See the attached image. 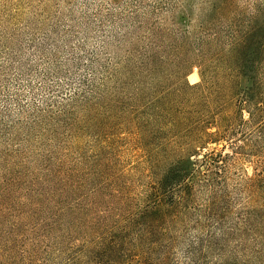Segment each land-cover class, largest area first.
Returning a JSON list of instances; mask_svg holds the SVG:
<instances>
[{
    "label": "trees",
    "instance_id": "trees-1",
    "mask_svg": "<svg viewBox=\"0 0 264 264\" xmlns=\"http://www.w3.org/2000/svg\"><path fill=\"white\" fill-rule=\"evenodd\" d=\"M236 3L211 0L201 18L199 83L186 81L187 57H176L175 81L166 86L164 61L141 54L87 85L94 101L71 126L102 142L55 179H75L68 193L76 198L59 222L64 264H264V8L253 21L239 19ZM178 21L189 24L184 13ZM75 94L70 101L78 102ZM118 141L141 153L139 178L148 181L135 189L112 174ZM213 144L220 152L201 154ZM235 159L251 164L253 176L230 183ZM4 218L0 212V226ZM15 243L6 241L7 253ZM1 249L0 264H9Z\"/></svg>",
    "mask_w": 264,
    "mask_h": 264
},
{
    "label": "rangeland",
    "instance_id": "rangeland-1",
    "mask_svg": "<svg viewBox=\"0 0 264 264\" xmlns=\"http://www.w3.org/2000/svg\"><path fill=\"white\" fill-rule=\"evenodd\" d=\"M210 1L0 0V212L5 216L0 247L7 253L11 246L6 241L16 240L14 252L7 253L13 257L9 264L66 263L61 254L66 233L59 222L66 204L76 198L68 193L75 179L66 185L55 179L93 156L102 142L94 131L76 133L71 126L94 101L87 86L91 79L102 78L114 64L120 68L127 59L148 54L164 61L166 86L175 81L176 57L193 63L186 81L199 83L194 54ZM261 8L264 0H237L235 12L239 19L253 21ZM181 13L189 24L180 25ZM173 43H179L175 51ZM74 93L78 102L70 101ZM113 146L112 174L119 185L135 189L145 184L148 179L139 178L146 170L138 168L137 147L125 141ZM220 150L221 145H208L201 154ZM227 176L234 183L253 176V169L235 159ZM83 200L86 205L91 196ZM100 211L96 207L95 213ZM176 256L181 258L179 250Z\"/></svg>",
    "mask_w": 264,
    "mask_h": 264
}]
</instances>
